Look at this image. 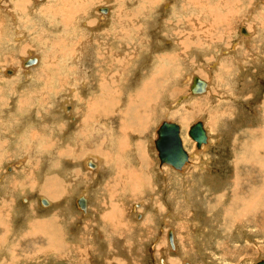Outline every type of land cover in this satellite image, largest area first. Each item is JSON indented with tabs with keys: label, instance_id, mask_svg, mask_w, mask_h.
<instances>
[{
	"label": "rangeland",
	"instance_id": "obj_1",
	"mask_svg": "<svg viewBox=\"0 0 264 264\" xmlns=\"http://www.w3.org/2000/svg\"><path fill=\"white\" fill-rule=\"evenodd\" d=\"M195 74L211 88L185 99ZM163 120L192 154L182 171L160 163ZM262 130L264 0H2L0 264H254L264 182L238 160ZM52 220L60 252L34 225Z\"/></svg>",
	"mask_w": 264,
	"mask_h": 264
},
{
	"label": "bare ground",
	"instance_id": "obj_2",
	"mask_svg": "<svg viewBox=\"0 0 264 264\" xmlns=\"http://www.w3.org/2000/svg\"><path fill=\"white\" fill-rule=\"evenodd\" d=\"M2 0H0V2H1ZM38 1V0H37ZM2 6V10H4V13H6V15L7 16H9V17H13L14 19H16V14H15V12H14V10H12V9H10V7H8V8H6V6L5 5H1ZM2 10H1V12H2ZM3 13V12H2ZM3 13V14H4ZM103 13H104V11H103ZM5 15V14H4ZM7 19H8V17H7ZM12 19V18H11ZM243 31H244V33H246V29L244 28L243 29ZM248 32V31H247ZM251 31L250 32H248V34H249V38H250V35H251ZM248 34H246V35H248ZM22 38V37H21ZM8 44H9V42H7ZM11 48H12V46H11ZM37 54H35V53H33V54H31L29 57H26V59L24 60V64L25 65H33V64H35L37 61H38V58H37ZM39 57V56H38ZM25 69H28V68H25ZM14 70V69H13ZM15 71V70H14ZM195 75H197V74H195ZM195 75H191V78L190 77H188V80H189V78H190V82H189V85H190V94H188L187 96H185V99H187L188 97H191L190 95H199V94H202V93H205L206 91H208V89L209 88H211V83L212 82H210L208 79L207 80H205L206 81V86H205V89L204 90H201V91H195V92H192L191 91V83H192V81H193V79H194V76ZM202 78V77H201ZM178 101V100H177ZM176 101V102H177ZM72 103V102H71ZM173 105H175V104H173ZM184 108V107H183ZM180 109V108H179ZM181 110H184V109H181ZM77 113V112H76ZM174 113V112H173ZM178 113V112H177ZM188 112H182V121L183 122H185L186 123V121L188 120ZM69 115H71V114H69ZM73 115V114H72ZM74 115H75V113H74ZM73 117V116H72ZM75 118V117H74ZM181 118V117H180ZM163 121H165V120H163ZM163 121H161V123L159 124V127H160V125L162 124V122ZM166 121H170V120H166ZM104 122V121H103ZM195 123V122H194ZM204 123V122H203ZM179 124V123H178ZM180 125V124H179ZM181 126V125H180ZM192 126V125H191ZM191 126H190V128H191ZM204 126H205V123H204ZM158 127V128H159ZM158 128H157V137H156V139H155V144H156V140H157V138H158ZM205 129H206V127H205ZM190 130V129H189ZM206 132H207V139L206 140H204L200 145H197V141H196V146H197V148H199V149H201L203 146H205V148L203 149V150H205L209 145H210V143H209V133H208V130L206 129ZM260 134H262V136H263V139L261 140V142H256L255 144H254V142H252L250 145H247V141L245 142L246 144H244L243 146H245L244 148H243V150H242V152L240 153V155H239V160L241 161H239L238 160V163H242V162H248L249 164H251L252 165V167H257V168H259V170L257 171V175L256 176H259V180H262L263 182H264V158L263 157H260V151H263L264 152V130H262L261 131V133ZM252 139H254V137L253 136H250ZM194 138V137H193ZM182 139H183V137H182ZM195 139V138H194ZM196 140V139H195ZM184 142V141H183ZM205 144V145H204ZM184 145V144H183ZM254 145V146H253ZM157 147V146H156ZM137 149H139V151H140V149H142L141 147H140V145L138 146V148ZM202 150V151H203ZM245 150V151H244ZM143 150H141V152H142ZM157 151H158V156H159V150H158V148H157ZM194 154H198V153H196V151H195V153ZM194 154H193V156H194ZM142 155H143V153H142ZM188 155H189V158H188V160L185 162V164L183 165V166H181V167H176V166H174V165H172V164H170V163H168V162H162V160H161V158H160V156H159V159H160V163L161 164H165V163H167V164H170V165H172L175 169H178V170H183V168H184V166L185 165H187L188 163H190V160H191V158H193V157H191V152H189L188 151ZM200 155H202V154H200ZM145 156V155H144ZM94 157L96 158H98L99 159V161L101 162V164L103 163V158L102 157H100L99 155H94V156H88V157H86V159H84L85 160V164H87L88 166H90L91 167V169L92 170H96V169H98V163L94 160ZM204 157V156H203ZM103 159V160H102ZM142 159H143V157H142ZM203 159L204 158H201V160L203 161ZM22 162V161H21ZM204 162V161H203ZM208 163V162H207ZM206 163V164H207ZM236 163V162H235ZM203 164V163H202ZM204 164H205V162H204ZM205 164V165H206ZM241 165L239 164V166L238 167H240ZM238 167H237V175L239 174V172H238ZM240 175V174H239ZM250 175H251V173H250ZM249 175V176H250ZM256 176L254 177V175L253 176H250V178H246V177H243L242 178V176H238L237 177V184H236V187H235V190L232 192V193H234L233 195H234V197L236 198V197H238L237 196V194H239V193H237L238 191H240V189H241V186H242V184H241V186H240V181H241V179H243V182L244 183H249V181H251L252 179H256ZM52 178V177H51ZM95 178V177H94ZM54 181H58V180H56V178H53L52 180L49 178V180H48V187L49 186H51V187H49L48 189H50V191H52V192H54V193H56L57 191H58V189H59V184L58 183H56V182H54ZM191 187H192V185H191ZM251 191H252V193H254V187H252L251 188ZM261 195L263 194L264 195V187H263V189H261ZM188 193V192H187ZM191 193V192H190ZM257 194V193H256ZM187 195V194H186ZM259 195H260V193H259ZM188 196V195H187ZM186 196V197H187ZM217 196V195H216ZM243 196H245V195H243ZM247 197V196H246ZM86 198V197H85ZM218 198V197H217ZM197 199V198H196ZM240 199V198H239ZM258 199H259V197H258ZM86 200H87V198H86ZM188 200H190L189 199V196H188V199L186 200L187 202H188ZM251 200V199H250ZM259 201H260V199H259ZM263 201H264V199H263ZM261 202V201H260ZM183 203V205H184V202H182ZM186 203V202H185ZM191 203V202H190ZM212 204V203H211ZM259 204V203H258ZM87 205H88V201H87ZM186 205V204H185ZM213 205H215V203L213 204ZM234 205V204H233ZM232 205V206H233ZM256 205V204H255ZM188 206V205H187ZM217 206V205H216ZM235 206V205H234ZM250 206H251V203H250ZM254 206V205H253ZM263 206H264V204H263ZM81 207V206H80ZM213 207V206H212ZM86 208H87V206H86ZM186 208H188V207H186ZM246 208H247V206H246ZM81 209L84 211V212H86L87 211V209H83L82 207H81ZM250 209V208H249ZM247 210V209H246ZM250 211H252V209L250 210ZM256 211V210H255ZM140 212V211H139ZM243 213H245L244 211H242ZM247 212V211H246ZM264 213V212H263ZM251 214V213H250ZM255 214V213H254ZM253 214V215H254ZM239 215H241V214H239ZM248 216H249V214H248ZM261 216V215H260ZM245 217H247V214L245 215ZM43 220H46V219H43ZM48 221H40V222H38V223H34V225L36 226V228H40V230H42V231H45L44 232V234L46 233V234H49L48 235V237H49V243L50 244H48L49 246H48V248H50V247H52V246H54V248L55 249H58V251L60 252L61 250H63V247L64 246H62V237L63 236H61V234L60 235H56V232H58L57 230H56V228L58 227L57 225H55V223H54V220H52V221H50L49 223H47ZM170 230L172 231V236L170 237L169 236V232H170ZM167 238H168V240H169V243H170V246L172 247V248H176L177 246H176V240H175V231L173 230V229H169L168 230V234H167ZM61 240V241H60ZM47 246V245H46ZM65 249V248H64ZM83 249V248H82ZM255 264V263H254Z\"/></svg>",
	"mask_w": 264,
	"mask_h": 264
},
{
	"label": "water",
	"instance_id": "obj_3",
	"mask_svg": "<svg viewBox=\"0 0 264 264\" xmlns=\"http://www.w3.org/2000/svg\"><path fill=\"white\" fill-rule=\"evenodd\" d=\"M244 29V27L242 28ZM206 86L205 79L199 75H195L191 83V91L204 90ZM189 134L197 141V145H200L207 139V132L202 120H197L192 124ZM156 146L159 150V156L162 162H168L176 167H181L188 160L189 155L185 146L183 145V139L181 136V126L175 121H163L158 128V138L156 140ZM78 204L83 209H86L87 200L81 195L78 198ZM169 236H172L170 230ZM52 264V263H49ZM255 264H264V258H261Z\"/></svg>",
	"mask_w": 264,
	"mask_h": 264
},
{
	"label": "crops",
	"instance_id": "obj_4",
	"mask_svg": "<svg viewBox=\"0 0 264 264\" xmlns=\"http://www.w3.org/2000/svg\"><path fill=\"white\" fill-rule=\"evenodd\" d=\"M200 77H201V76H200ZM66 109H71V105L67 106ZM61 186H62V185H61ZM46 201H47V203H48V200H46ZM46 205H47L46 207L48 208V205H49V204H46Z\"/></svg>",
	"mask_w": 264,
	"mask_h": 264
},
{
	"label": "flooded vegetation",
	"instance_id": "obj_5",
	"mask_svg": "<svg viewBox=\"0 0 264 264\" xmlns=\"http://www.w3.org/2000/svg\"><path fill=\"white\" fill-rule=\"evenodd\" d=\"M13 69V68H12ZM5 70V69H4Z\"/></svg>",
	"mask_w": 264,
	"mask_h": 264
}]
</instances>
